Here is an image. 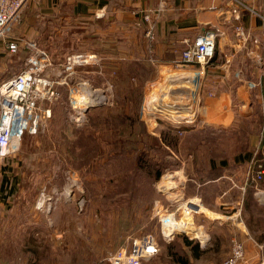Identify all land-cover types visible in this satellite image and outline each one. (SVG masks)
Wrapping results in <instances>:
<instances>
[{
  "label": "rangeland",
  "instance_id": "374dc122",
  "mask_svg": "<svg viewBox=\"0 0 264 264\" xmlns=\"http://www.w3.org/2000/svg\"><path fill=\"white\" fill-rule=\"evenodd\" d=\"M109 15L61 11L51 23L40 17L38 37L22 42L18 52L8 53L0 43L4 77L24 67L37 51L35 42L53 62L43 73L65 79L46 104L51 117L36 133L25 135L18 152L3 159L18 184L12 206L0 218V264H109L111 251L130 248L146 233L158 237L160 249L142 264H183L178 257L192 264L185 237L203 243L205 251L218 244L226 253L222 264L231 255L233 238L244 243L247 253L239 231L250 229L264 247V202L250 180L242 186L241 203L224 211L239 212L245 227L228 218L221 222L223 229L210 231L221 219L207 217L213 209L204 194L219 193L222 185L213 181L252 149L253 132L250 121L240 122L238 116L237 127L208 122L206 103L213 94L203 88L211 61L201 72L200 64H184L180 51L162 58L154 30V38L147 35V23L117 24ZM71 53L97 54L100 63L68 71ZM81 79H89L103 98L88 108V121L77 125L69 118L70 89ZM167 107L186 109L181 116ZM191 200L204 205L195 222L188 217ZM166 217L184 229L176 226L168 234L165 228H172L161 220Z\"/></svg>",
  "mask_w": 264,
  "mask_h": 264
},
{
  "label": "crops",
  "instance_id": "0c3cea01",
  "mask_svg": "<svg viewBox=\"0 0 264 264\" xmlns=\"http://www.w3.org/2000/svg\"><path fill=\"white\" fill-rule=\"evenodd\" d=\"M248 3L264 12V0H248ZM61 11L74 16L93 15L94 11L110 12L109 17L117 24L140 23L144 13L149 12L154 19L155 50L165 59L174 58L179 51L181 57L187 41H192L199 33L205 30L219 32L216 53L207 68L203 88L213 93L206 103L208 122L222 129L237 127L240 125L237 124L238 116L240 122L244 118L249 120L253 130L250 134L252 149L228 165L227 175L213 181L216 186L217 182L222 185L219 193L212 196L204 194V200L213 209L211 214L214 218L212 215L207 217L221 219L210 231L223 229L224 211L241 203L244 197L245 188L242 186L247 183L249 161L264 162V150L260 144L264 128L263 92L249 88L246 83L264 79L262 19L244 9L236 0H32L15 23L11 36L22 42L34 41L38 37L39 18L46 17L51 23ZM240 25L244 31L238 29ZM2 55L0 53V58ZM238 71H241V78L237 76ZM3 74L0 73V79ZM3 161L0 159V218L12 206L18 184L17 177L11 175L12 168ZM253 196L252 202L255 203ZM248 201L246 198L245 202ZM237 235L244 239L247 251L242 264H264V247L259 244L262 239H257L250 229L248 233L239 231ZM200 247L205 250L203 243ZM210 250L213 252L208 253ZM225 258L226 253L217 244L198 257L192 254L189 260L192 264H222Z\"/></svg>",
  "mask_w": 264,
  "mask_h": 264
},
{
  "label": "built area",
  "instance_id": "2783aa9c",
  "mask_svg": "<svg viewBox=\"0 0 264 264\" xmlns=\"http://www.w3.org/2000/svg\"><path fill=\"white\" fill-rule=\"evenodd\" d=\"M31 1L0 0V43H3V48L8 53L14 54L20 48L22 41L12 37L11 32ZM236 1L250 13L260 17L264 24L263 11L253 7L248 0ZM103 13L98 11L96 14L100 16ZM143 21L147 23V35L154 38L152 15L148 12L144 13ZM238 29L244 31L242 25L238 26ZM218 34L216 30H205L196 35L192 41H187L186 47L181 52V61L188 65L200 64L201 72H204L206 64L215 54ZM32 46L37 50V54L32 53L28 56L20 71L0 79V159H6L18 152L25 135L36 133L41 122L51 117L52 109L46 104L57 96L55 86L65 81V79L50 78L43 73L53 62L49 54L39 48L35 42ZM99 61L97 54L94 53H71L66 57L65 69L71 71L76 65L99 64ZM237 76L241 78V71L237 72ZM246 83L250 88L261 87L264 93V79L248 80ZM98 90L99 88L93 86L89 79L78 80L71 87L69 102L73 108L69 117L71 122L81 125L88 121L86 108L99 103L103 98ZM261 145L264 147V128ZM254 166L256 170L253 169ZM249 180L256 183L255 196L259 201L264 202V162L258 163L257 160L252 162L248 170L247 182ZM189 207L188 217L195 222L196 216L204 212L201 211L204 205L201 200H191ZM223 218L224 220L233 218L234 221H238L239 227H245L239 212L233 215L226 214ZM161 220L166 226H171L172 230L165 228L168 234H172L176 226L182 227V224L179 225L175 220L167 217ZM159 249L158 237L146 233L135 240L130 248L122 247L111 251L106 260L109 264H142L143 260L154 257ZM230 254L223 264H237V261L244 259V243L233 238Z\"/></svg>",
  "mask_w": 264,
  "mask_h": 264
},
{
  "label": "trees",
  "instance_id": "16d2710c",
  "mask_svg": "<svg viewBox=\"0 0 264 264\" xmlns=\"http://www.w3.org/2000/svg\"><path fill=\"white\" fill-rule=\"evenodd\" d=\"M215 53H216V51H215ZM214 56H215V54H214ZM214 56L212 57L211 61H213ZM159 175H160V172H158V176ZM185 242L190 247L194 257H198V256L202 255L203 253H205V250H203L200 247V243L198 241H194L193 239L185 237ZM178 260H179V262H181L183 264H188V262H189L187 258H183V257H178ZM25 264H39V263L36 261H29Z\"/></svg>",
  "mask_w": 264,
  "mask_h": 264
},
{
  "label": "bare ground",
  "instance_id": "6f19581e",
  "mask_svg": "<svg viewBox=\"0 0 264 264\" xmlns=\"http://www.w3.org/2000/svg\"><path fill=\"white\" fill-rule=\"evenodd\" d=\"M180 106H178V108H179ZM166 109H169V110H171V111H176V112H179L178 114L179 115H183V111L186 109V108H184V107H181L180 109H174V108H171V107H167Z\"/></svg>",
  "mask_w": 264,
  "mask_h": 264
},
{
  "label": "water",
  "instance_id": "95a60500",
  "mask_svg": "<svg viewBox=\"0 0 264 264\" xmlns=\"http://www.w3.org/2000/svg\"><path fill=\"white\" fill-rule=\"evenodd\" d=\"M90 106H92V105H89V106L86 108V110H88V108H89Z\"/></svg>",
  "mask_w": 264,
  "mask_h": 264
}]
</instances>
